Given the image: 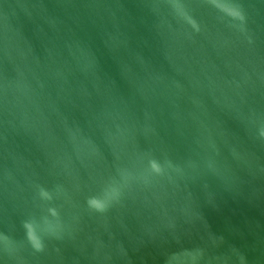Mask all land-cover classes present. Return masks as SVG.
Returning a JSON list of instances; mask_svg holds the SVG:
<instances>
[{"label": "water", "instance_id": "95a60500", "mask_svg": "<svg viewBox=\"0 0 264 264\" xmlns=\"http://www.w3.org/2000/svg\"><path fill=\"white\" fill-rule=\"evenodd\" d=\"M0 264H264V0H0Z\"/></svg>", "mask_w": 264, "mask_h": 264}, {"label": "clouds", "instance_id": "9594fccd", "mask_svg": "<svg viewBox=\"0 0 264 264\" xmlns=\"http://www.w3.org/2000/svg\"><path fill=\"white\" fill-rule=\"evenodd\" d=\"M91 203H93V202H91Z\"/></svg>", "mask_w": 264, "mask_h": 264}]
</instances>
